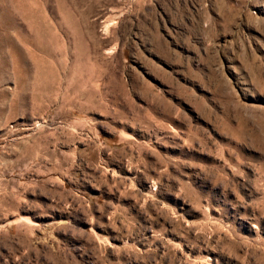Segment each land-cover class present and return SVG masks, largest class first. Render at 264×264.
Returning a JSON list of instances; mask_svg holds the SVG:
<instances>
[{"label":"rangeland","instance_id":"1","mask_svg":"<svg viewBox=\"0 0 264 264\" xmlns=\"http://www.w3.org/2000/svg\"><path fill=\"white\" fill-rule=\"evenodd\" d=\"M0 264H264V0H0Z\"/></svg>","mask_w":264,"mask_h":264}]
</instances>
